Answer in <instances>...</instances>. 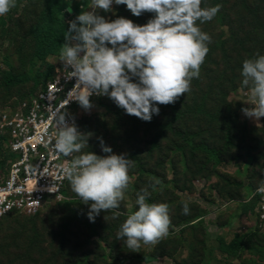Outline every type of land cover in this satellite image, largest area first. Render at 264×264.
<instances>
[{
  "label": "rangeland",
  "instance_id": "obj_1",
  "mask_svg": "<svg viewBox=\"0 0 264 264\" xmlns=\"http://www.w3.org/2000/svg\"><path fill=\"white\" fill-rule=\"evenodd\" d=\"M225 1L227 2L219 4L220 20L222 16H228L230 24L234 26L235 42H229L224 50L231 55V49L241 37V30L248 29L249 22L264 27V0ZM23 5L20 6L15 19H12L14 7L0 16V21L8 18L7 26L3 28L0 24V111L15 107L19 97L25 98L33 94L36 87L33 82H29L20 88L7 90L1 83V74L7 70L14 74H25L30 70L27 64L30 56L29 43L25 42V38L28 25L35 20L43 4L39 0H27ZM210 6L212 4L202 5ZM119 9L120 6H113L115 16H121ZM100 12L103 15V11ZM19 14H26L25 20L17 23ZM147 14L143 13L139 17L130 14L127 18L140 24L147 20V16H151ZM105 15L109 19L115 18L111 12ZM215 30L219 34L222 32L219 26ZM257 43L264 45V37H260ZM222 57L220 52L215 54L212 60L209 58L208 69L215 72L214 61L219 64ZM200 79L201 77L198 78ZM236 79L234 87L227 93V98L221 95L218 98L209 92V100L202 105L201 111L189 100L193 89L191 80L190 90L181 94L171 104L158 105L159 113L153 115L149 122L140 123L139 118L124 112L123 123L128 131L132 127V132L129 134V140L126 143L120 140L118 148L113 152L118 153L120 150L119 154H127L134 163L129 169L128 187L119 207L101 211L90 222L86 218L87 205L81 203L68 187V200L64 207L44 210L38 217L34 216V220L22 215L0 219V264H173L168 260H163L162 263L156 261L155 253L167 254L163 250L175 253L179 251L180 256L189 255L200 259L204 251V236L203 230L198 226H188L180 235L164 236L155 244L141 243L135 250L125 247L122 239L117 240L116 233L126 216L135 210L137 192L150 184H154V187L149 189V202L157 201L159 197L157 203L168 205L169 231H172L173 227L180 230L187 222H195L203 216L198 203H193L186 197V193L193 195L196 189H201L205 183L202 180L210 185L207 188L209 193L214 188L227 190L232 198L240 200H245L250 195L251 188L247 185L249 178L252 177L256 185L260 184L264 169V117L253 120L242 114L241 109L252 107V104L249 97L244 96L248 92L247 88L241 85L240 70ZM185 100L189 101L188 105L183 103ZM115 115L116 112L95 105L86 111L84 122H107L108 127L114 121ZM180 132L186 133L190 139L189 143L179 136ZM84 133H92V136L87 141L88 148H82L81 152L93 150L97 152L96 155H105L100 151L97 139L99 137L104 142L105 133L94 134L92 130ZM156 136L158 140L155 145ZM200 144L222 152L219 156L222 162L219 167L210 153L201 149L194 150ZM1 152L0 149V159ZM4 176L5 174H0V181ZM242 184L249 190L240 189ZM78 203L87 209L80 212V215L79 212L74 213ZM184 203L189 207L186 215L182 213ZM259 208L261 209L260 204L257 210ZM233 210V221L239 222L234 231L244 233L255 230L258 221L255 215L241 218L242 204H237ZM114 212L119 215L113 216ZM79 217L85 218L84 221H80ZM230 220V216L225 217L222 223ZM91 227H95L96 232L91 231ZM216 237L217 234H214V239L209 244L215 251L214 264H243L228 261L223 255L224 252L217 250L220 243L216 242Z\"/></svg>",
  "mask_w": 264,
  "mask_h": 264
},
{
  "label": "clouds",
  "instance_id": "obj_2",
  "mask_svg": "<svg viewBox=\"0 0 264 264\" xmlns=\"http://www.w3.org/2000/svg\"><path fill=\"white\" fill-rule=\"evenodd\" d=\"M89 5L67 22L58 53L57 62L62 73H67L64 78L75 80L66 93L65 105L74 101L87 111L92 107L91 96H107L126 114L149 122L159 113L158 105L171 104L190 90L211 42L196 22L212 20L219 4L201 7V0H89ZM114 5H124L134 17L143 13L151 16L146 23L136 24L115 16ZM14 6L15 0H0V16ZM65 11L70 13L71 9ZM100 11L111 12L115 18L102 16ZM240 76L252 104L241 112L246 118L259 120L264 117V54L244 59ZM66 115L58 111L52 117L55 132L51 147L58 156H71L60 165L61 172L71 191L87 205L86 216L91 222L101 211L119 207L134 162L125 153H113L99 137L100 151L105 155L81 152L88 148L92 133H81L70 116L66 121ZM151 187L154 184L137 192L135 210L116 233V239H122L131 250L141 243L155 244L168 235V205L149 202ZM256 191L264 193V173ZM188 212V204H182V213ZM116 215L119 213L114 212Z\"/></svg>",
  "mask_w": 264,
  "mask_h": 264
},
{
  "label": "trees",
  "instance_id": "obj_3",
  "mask_svg": "<svg viewBox=\"0 0 264 264\" xmlns=\"http://www.w3.org/2000/svg\"><path fill=\"white\" fill-rule=\"evenodd\" d=\"M27 0H15L14 6V16L12 19L16 17L18 14L20 6H24V2ZM43 4L42 10L39 12L35 20H33L27 29V36L25 38V42L29 43V51L30 56L28 60V65L30 70L28 73L22 74H14L11 70H7L1 74V83L2 87L7 90H12L15 88H20L28 84L29 82H33L35 84V90L33 94L22 98L19 97L17 100L18 103L15 107H10L12 110L19 109L20 105L23 102L29 101L30 98L36 96L41 90L45 89L46 84L53 80L56 76V62L58 60V53L60 50V45L64 43V31L67 30V22L69 20L74 19V17L80 13L81 10H88L89 8V0H39ZM208 1V2H207ZM201 1V7L203 4L208 5H216L222 4L227 1L225 0H207ZM217 1V2H216ZM222 1V2H221ZM229 1V0H228ZM70 8L71 12L65 11V9ZM220 9L217 14L213 17L212 20L206 21L202 24L197 21L196 23L199 25L201 31L207 33L210 38L211 42L208 43V52L204 58L203 63L200 65L199 68V76L192 80L193 89L191 90L190 99L193 103V106L198 107V109L202 110V105L206 104V101L209 100V92L216 95L220 98V95L223 98H227V93L234 87V83H236V75L237 72L241 69V62L246 59L254 56L255 54H262L264 53V45L258 44L260 37H264V27L255 26L252 22H249V28H244L241 30V37L236 41L231 55L227 54L224 50L227 47L229 42H235L233 37L234 26L230 24V20L228 16H222V20H220ZM120 15L122 17L127 18L130 15V12L125 9L124 5H120ZM26 15V14H25ZM25 15L19 14L18 20L21 21L22 19L25 20ZM101 15V12H100ZM147 15H151L148 13ZM102 16H106L105 12H103ZM150 16H147V20ZM10 19V18H9ZM131 20V19H130ZM146 20V21H147ZM142 22L140 24L146 23ZM16 22V21H15ZM0 24L3 26L8 25V18H4L0 21ZM219 26L222 28V32L219 34L216 32L215 28ZM5 30L3 31V33ZM229 37V39H226ZM254 45V46H253ZM222 52V60L218 64L217 61H214V66L216 71L213 72L208 69L209 65V58L215 56V54ZM201 77L200 80L198 78ZM188 100V99H187ZM183 101V103L187 104L189 101ZM216 101V98H214ZM111 100L108 99L106 96L105 98L101 99L97 106L103 107L105 110L114 111L116 115L114 116V121L110 123L108 127L107 122L97 121V122H84L86 118V113L82 115L77 123V128L81 133L87 132L92 130L94 134L100 132L101 134L104 132L106 138L104 139V144L109 146L112 149V152L118 148V143L124 141L126 143L129 140V134L132 132V127L130 130H126V124L123 123V113L124 110L122 108L117 107L113 102L111 105ZM13 106V105H12ZM190 108V107H189ZM4 111V110H3ZM1 112V111H0ZM236 120V118H235ZM142 120H140V123ZM134 124V123H132ZM136 124V123H135ZM134 124V125H135ZM230 124V123H229ZM171 125V124H170ZM127 132H126V131ZM232 133V130L230 131ZM162 133V132H161ZM164 134V133H162ZM179 136L183 138L188 143L190 142L189 137L186 136L185 132H180ZM8 136L0 135V149L2 159H0V174H6L8 169V162L9 160H13V155L10 153L9 149L7 148L8 143ZM156 140H158V136H156L154 140V144L156 145ZM91 147V144L90 146ZM201 149L204 152L210 153L215 160L217 161V167L220 166L222 163L220 161L219 156L222 154L220 150H216L214 148H210L205 144H200L199 147L194 148ZM93 153V150L91 151ZM121 151L119 150V154ZM114 153V152H113ZM79 153H75L78 155ZM235 161V160H234ZM264 173V169L263 172ZM261 173V178H262ZM254 177V176H253ZM204 185H202L201 189H196L191 195L190 193H186V197L189 201H193V203H198L199 208L202 211L203 216L199 217L195 222H187L180 230L174 229L172 231H168L167 236H175L182 234V231L188 226H198L201 227L203 230V249L202 257L200 259H194L192 256H185L179 255V251L176 253L173 251H165L167 254H158L155 253L156 261H163L169 260L176 264H211L215 257V251L211 249L209 246L210 244V235L208 231V224L213 222L217 225L219 229H225V238L219 239V248L226 256L227 260L231 262H239L243 264H260L264 262V221L260 220L259 213L257 207L260 203L261 197L258 195L254 196L256 189L259 185H256L255 182L252 180V177L249 178V183L247 184L248 187L251 188L250 195L245 200H240L238 198H232L227 190H218L212 189L209 193L208 185L205 180ZM68 187H70L69 182L66 185L65 190L63 191L64 196L67 198L65 201L60 203L52 204L51 206L47 207L45 210L48 209H56L65 206V203L68 200ZM240 189H247L245 185H240ZM160 198H157V201H153L157 203ZM200 200V201H199ZM152 202V203H153ZM201 203L205 204L203 206ZM237 204L243 205V210L240 215L241 218L246 219L251 215L256 216L257 225L255 230H251L248 232H237L234 233L231 229L235 228L239 222L233 221L231 214L235 213V210L232 211L233 208L237 206ZM87 211L81 207V204L78 203L75 212ZM44 211V210H43ZM42 211V212H43ZM215 212V214H214ZM233 212V213H231ZM40 214V213H39ZM39 214L34 215L36 217ZM240 214V213H239ZM238 214V216H239ZM15 215H22L26 216L31 220H34L36 217L28 216L25 214L19 213H12L3 218L8 216H15ZM231 217V220L225 223H222V220L225 217ZM237 216V217H238ZM247 216V217H246ZM97 217V216H95ZM0 218V219H3ZM87 218V216H86ZM85 218L79 217V220L84 221ZM213 219V220H212ZM244 221V220H243ZM244 223V222H243ZM248 223V222H246ZM173 225V224H172ZM174 226V225H173ZM197 227V228H198ZM176 228V227H175ZM91 231H95V227H91ZM231 240L229 241V238ZM172 244V243H171ZM161 247H159L160 249ZM113 251V250H112ZM111 254V253H110ZM194 256V255H193ZM244 260H243V259ZM242 259V261H241Z\"/></svg>",
  "mask_w": 264,
  "mask_h": 264
},
{
  "label": "built area",
  "instance_id": "obj_4",
  "mask_svg": "<svg viewBox=\"0 0 264 264\" xmlns=\"http://www.w3.org/2000/svg\"><path fill=\"white\" fill-rule=\"evenodd\" d=\"M55 67L56 76L44 90L23 102L19 109L0 112V135L8 136L6 146L14 158L9 160L7 172L0 181V218L12 213L34 216L67 199L63 191L68 180L62 175L60 165L70 161L71 156H58L52 150L55 132L52 117L58 111L66 112V121L70 116L77 125L86 111L74 101L65 105L66 93L75 80L64 78L67 73H62L60 62ZM105 97L91 96L90 103L97 106ZM255 195L261 197L258 213L264 221V193L256 191Z\"/></svg>",
  "mask_w": 264,
  "mask_h": 264
},
{
  "label": "crops",
  "instance_id": "obj_5",
  "mask_svg": "<svg viewBox=\"0 0 264 264\" xmlns=\"http://www.w3.org/2000/svg\"><path fill=\"white\" fill-rule=\"evenodd\" d=\"M213 220V219H212ZM235 230V228H233V229H231V231L232 232H234V233H237V232H241V231H234ZM208 231H209V235H210V243H211V241L214 239V234H217V237H216V242H219V239L220 238H225L224 236H226V234H225V229H219L218 227H217V225L216 224H214L213 222H210L209 224H208ZM229 238V237H228ZM231 240V238H229V241ZM216 258V257H215ZM215 260V259H214ZM165 261V260H164ZM169 261V260H168ZM161 263H162V261H161ZM171 263H173V264H176V263H174V262H172L171 261ZM211 264H214V261L211 263Z\"/></svg>",
  "mask_w": 264,
  "mask_h": 264
}]
</instances>
